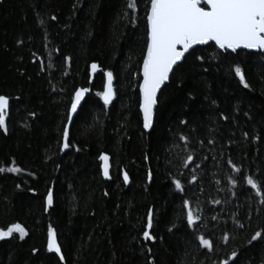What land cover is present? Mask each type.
I'll return each mask as SVG.
<instances>
[{
  "label": "trees",
  "instance_id": "16d2710c",
  "mask_svg": "<svg viewBox=\"0 0 264 264\" xmlns=\"http://www.w3.org/2000/svg\"><path fill=\"white\" fill-rule=\"evenodd\" d=\"M147 2L135 0L133 13L128 0H0V95L10 104L0 129V231L19 223L26 232L0 239V264H264V239L251 240L264 235V196L244 179L264 181V54L211 43L191 50L160 91L146 133L138 84ZM92 63L101 71L90 84ZM105 71L113 73L108 106L98 95ZM13 166L21 171L8 172ZM149 209L153 240L142 237ZM188 210L200 217L192 227ZM49 227L63 262L47 251Z\"/></svg>",
  "mask_w": 264,
  "mask_h": 264
},
{
  "label": "snow or ice",
  "instance_id": "6c2138e0",
  "mask_svg": "<svg viewBox=\"0 0 264 264\" xmlns=\"http://www.w3.org/2000/svg\"><path fill=\"white\" fill-rule=\"evenodd\" d=\"M126 7L136 11L135 0H128ZM146 18V49L143 55L141 65L142 82L138 84L139 89V110L143 116V128L148 130L153 124L154 106L157 104V93L161 86L170 78L174 66L185 58V54L193 48L194 45H207L214 42L215 46L225 52L231 50L235 53L238 49L258 50L264 53V0H148L145 11ZM51 19L55 20L53 16ZM202 59V57H197ZM91 70L95 72L98 68L96 63L91 64ZM235 76L239 83L248 88L242 69L239 66L234 68ZM106 82L103 85V91L98 93L105 106L109 105L114 97L113 73L105 71ZM88 89H77L75 96L71 101V109L68 113V119H72V113L77 110L81 97ZM9 98L0 95V129L5 132L6 118L9 114ZM226 119V117H225ZM247 134L245 133V136ZM69 127L65 125L62 129V139L64 141L62 148L69 147ZM185 139V137H181ZM212 143V141H209ZM99 159L103 162L102 172L105 178H109V157L101 154ZM188 160H192L188 156ZM231 164V161H229ZM233 172H240L234 164ZM4 168H0L3 172ZM8 172H20L19 167H9ZM149 179L151 173L149 172ZM196 177L193 176L192 180ZM246 184L252 190H255L256 196H264V181L246 176ZM123 182H129L127 173L123 175ZM177 189H181L179 181H173ZM235 184V179L229 181ZM46 202L48 205L53 203L52 189H48ZM219 204L220 201H215ZM183 208L190 209L188 200L183 201ZM187 224L189 227L194 225L200 217L194 211L188 210L186 213ZM215 219V217H213ZM152 226V210H148L147 224L142 237L145 240H153L149 229ZM13 233H18L21 239L26 235L25 229L19 224H13L6 231H0V239L11 237ZM224 240L229 237L225 235ZM257 238L264 239L260 231L251 236V240ZM200 246L212 250L213 245L209 239L199 237ZM47 251L55 253L63 262L64 256L60 245L57 242L56 233L52 227L47 230ZM35 251V250H34ZM237 256L236 252L231 254V258ZM227 264V261L224 262ZM233 264L235 260L233 259Z\"/></svg>",
  "mask_w": 264,
  "mask_h": 264
},
{
  "label": "water",
  "instance_id": "95a60500",
  "mask_svg": "<svg viewBox=\"0 0 264 264\" xmlns=\"http://www.w3.org/2000/svg\"><path fill=\"white\" fill-rule=\"evenodd\" d=\"M213 44L214 46H215V44H214V42H209L208 44ZM207 44V45H208ZM203 46H206V45H194L193 46V48L192 49H190L189 50V52L191 51V50H193L194 48H196V47H203ZM216 47V46H215ZM217 48V47H216ZM218 49V48H217ZM218 50H220V49H218ZM238 50H245V51H248V52H253V53H258V52H260V51H258V50H248V49H243V48H241V49H238ZM237 50V51H238ZM220 51H223V50H220ZM188 52V53H189ZM228 52H231V50H229ZM188 53H186L185 54V56L188 54ZM260 53H262V52H260ZM264 54V53H263ZM182 60H183V58H182ZM182 61H180V62H178V65L181 63ZM141 65H142V63H141ZM176 66H174V68H175ZM101 70L99 69V68H97V70L95 71V72H93L92 70H91V67H90V71H89V76H90V80H89V82H90V84L93 82V79H94V76L97 74V73H99ZM172 73V72H171ZM171 73H170V75H171ZM169 81V80H168ZM168 81H166L165 82V84L164 85H162L161 86V89L158 91V93H157V99H158V95H159V93H160V91L162 90V88L168 83ZM105 82H106V77H105ZM140 82H142V76H141V66H140ZM138 91H139V89H138ZM114 98V97H113ZM101 101H102V103H103V100L101 99ZM112 101H113V99H112ZM112 101L109 103V105L112 103ZM104 104V103H103ZM79 106H80V102H79V104L77 105V110L74 112V113H72V119L71 120H69L68 119V124H70L71 122H72V120L74 119V117H75V115H76V113H77V111H78V108H79ZM108 106V105H107ZM156 106H157V104L154 106V113H155V109H156ZM70 109H71V106H70ZM70 109H69V111H70ZM139 112H140V110H139ZM140 115H141V120H142V128H143V116H142V113L140 112ZM153 120H154V115H153ZM152 126H153V124H152ZM152 129V127L150 128V129H148V130H145L144 128H143V130H144V132H146V133H148V132H150V130ZM106 155V154H105ZM109 157V156H108ZM99 162H100V171H101V177L103 178V180H105V181H109L110 180V159H109V178H105L104 176H103V172H102V164H103V162L99 159Z\"/></svg>",
  "mask_w": 264,
  "mask_h": 264
}]
</instances>
